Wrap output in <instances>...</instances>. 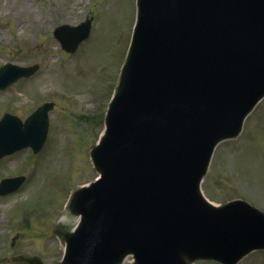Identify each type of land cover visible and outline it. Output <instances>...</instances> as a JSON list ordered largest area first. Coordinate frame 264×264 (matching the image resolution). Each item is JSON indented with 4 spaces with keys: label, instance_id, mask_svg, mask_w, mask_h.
<instances>
[{
    "label": "water",
    "instance_id": "1",
    "mask_svg": "<svg viewBox=\"0 0 264 264\" xmlns=\"http://www.w3.org/2000/svg\"><path fill=\"white\" fill-rule=\"evenodd\" d=\"M139 9L132 55L93 150L101 178L75 196L82 220L64 264H119L129 253L134 264H235L264 247V212L241 199L213 206L197 184L217 142L239 132L264 92L254 85L264 73V0H139ZM9 69L14 78L34 70ZM42 114L25 124L6 114L0 156L18 147L12 131L29 135Z\"/></svg>",
    "mask_w": 264,
    "mask_h": 264
},
{
    "label": "rangeland",
    "instance_id": "2",
    "mask_svg": "<svg viewBox=\"0 0 264 264\" xmlns=\"http://www.w3.org/2000/svg\"><path fill=\"white\" fill-rule=\"evenodd\" d=\"M135 2L0 0V65H41L32 79L0 91V116L7 110L26 116L44 101L57 102L41 153L23 150L0 163V179L27 172L34 177L18 194L0 196L2 256L37 251L47 264H61L64 240L54 238V224L65 213L71 192L98 174L90 150L104 127L107 100L114 90L111 82L118 77L135 19ZM93 16L92 38L76 57L66 56L53 29ZM247 124L243 139L218 147L203 187L216 202L238 197L264 209V102ZM20 201L25 202L14 206ZM77 220L68 218L73 225ZM239 264H264V252Z\"/></svg>",
    "mask_w": 264,
    "mask_h": 264
}]
</instances>
